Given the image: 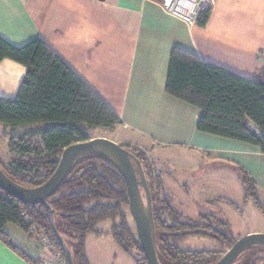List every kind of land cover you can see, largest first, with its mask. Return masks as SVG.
Masks as SVG:
<instances>
[{
  "label": "crops",
  "instance_id": "1",
  "mask_svg": "<svg viewBox=\"0 0 264 264\" xmlns=\"http://www.w3.org/2000/svg\"><path fill=\"white\" fill-rule=\"evenodd\" d=\"M0 35L15 46L38 37L47 42L122 119L110 129L119 138L115 142L140 147L157 161L171 197L172 188H181L197 202L215 194L219 200L238 204L245 200L242 168L254 179L262 202L261 148L198 131L200 109L168 93L166 83L174 47L257 78L264 67V0H212L204 26H189L155 0H0ZM26 72L23 64L2 60L0 96L15 97ZM2 125L0 159L9 163L14 155L9 150L10 129ZM227 214L229 220L237 215ZM111 225L87 235L91 264L89 237H94L101 259L107 261L111 253L104 242H115ZM5 231L30 256L51 264L53 256L22 227L8 223ZM225 249L221 245L216 251ZM0 264L32 263L0 240Z\"/></svg>",
  "mask_w": 264,
  "mask_h": 264
},
{
  "label": "trees",
  "instance_id": "2",
  "mask_svg": "<svg viewBox=\"0 0 264 264\" xmlns=\"http://www.w3.org/2000/svg\"><path fill=\"white\" fill-rule=\"evenodd\" d=\"M210 12L211 8L204 10L197 24L206 25ZM6 58L27 67L16 96H0V124L10 129L9 150L14 154L9 163L0 159V166L15 182L26 187L42 185L56 170L66 147L95 138L91 135L93 129H113L122 123V119L42 38L15 46L0 35V62ZM166 90L200 109L196 123L198 131L257 145L264 152V67L257 78H249L174 47ZM121 145L140 160L145 172L152 198L155 248L160 264L215 263L225 250H184L178 242L188 236H203L229 249L237 238L227 218L220 212H210L200 214L199 219H184L164 189L155 160L140 147ZM241 171L244 199L252 200L264 214L254 179L242 168ZM47 201L53 211L56 230L69 248L73 264H91L86 252V237L90 233H101L97 225L108 219L112 221L109 233L124 252L136 264H149L126 210L129 207L127 183L108 159L94 154L80 157L59 190ZM230 204L242 210L234 202ZM22 209L51 235L66 258L53 235L46 206L24 204L1 187L0 240L32 264H44L26 253L5 231L6 225L13 223L34 237L29 230L30 224L23 220ZM262 252L264 245L252 246L233 264H258L264 261V256H258Z\"/></svg>",
  "mask_w": 264,
  "mask_h": 264
},
{
  "label": "water",
  "instance_id": "3",
  "mask_svg": "<svg viewBox=\"0 0 264 264\" xmlns=\"http://www.w3.org/2000/svg\"><path fill=\"white\" fill-rule=\"evenodd\" d=\"M92 154L108 159L124 177L129 193V212L135 223L136 232L147 261L149 264H160L155 248L152 198L145 172L140 160L119 143L105 137H95L66 147L54 173L46 182L37 187H26L15 182L0 166V187L24 204L46 206L53 235L63 248L68 264H73L71 252L56 230L53 211L47 200L59 190L74 163L80 157ZM255 245H264V233H252L239 238L213 264H233L245 250Z\"/></svg>",
  "mask_w": 264,
  "mask_h": 264
},
{
  "label": "rangeland",
  "instance_id": "4",
  "mask_svg": "<svg viewBox=\"0 0 264 264\" xmlns=\"http://www.w3.org/2000/svg\"><path fill=\"white\" fill-rule=\"evenodd\" d=\"M2 124H0L1 126ZM3 126V125H2ZM3 129V128H2ZM1 129V130H2ZM2 132V131H1ZM91 135L94 137H105L112 141H118L116 133L110 129L97 128L91 131ZM114 139V140H113ZM4 153V151L2 152ZM4 157V156H3ZM7 158V157H4ZM157 162V161H156ZM159 165L163 166L164 171H166V165L163 162H160ZM165 173V172H164ZM163 177V175H162ZM165 177H167L165 173ZM172 195L174 206L182 213L184 219L187 217H195L198 214H205L210 212H220L225 216V214L234 216L230 217V220L227 218L232 230H235L237 240L241 237H244L252 233H264V214L254 205L252 200L238 201V206L242 210L235 208L229 202L224 200H217L218 196L214 194V197L206 200L204 202H197L194 200V196L184 194L181 188H172L170 191ZM232 199H241V196H232ZM262 203L264 204V196H262ZM233 209H232V208ZM228 212H225L224 209ZM129 213V221L133 229L136 231L135 223L130 215L129 207L126 208ZM232 212H235L232 213ZM191 218V219H192ZM112 221L110 219L98 225V229L106 230L109 229ZM234 233V232H233ZM235 235V234H234ZM111 236V235H110ZM89 255L92 258V264H136L135 260L125 253L117 244L111 239V241L104 242L105 249L109 251L108 260L104 258L101 259L100 256V247L97 242L94 241V237L91 235L89 237ZM110 238V237H109ZM112 238V237H111ZM179 246L184 250H220L221 244L215 239L203 236H188L187 238L178 242ZM114 247L115 251L112 249ZM227 250V249H225ZM116 253V254H115ZM258 256H264V252L259 253ZM258 264H264V261L259 262Z\"/></svg>",
  "mask_w": 264,
  "mask_h": 264
},
{
  "label": "built area",
  "instance_id": "5",
  "mask_svg": "<svg viewBox=\"0 0 264 264\" xmlns=\"http://www.w3.org/2000/svg\"><path fill=\"white\" fill-rule=\"evenodd\" d=\"M160 3L168 14L184 21L189 26L196 25L202 12L212 6V0H161ZM21 214L23 220L30 224L29 230L38 244L53 256L51 264H68L51 235L36 223L34 217L26 210L22 209Z\"/></svg>",
  "mask_w": 264,
  "mask_h": 264
}]
</instances>
